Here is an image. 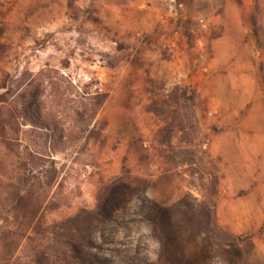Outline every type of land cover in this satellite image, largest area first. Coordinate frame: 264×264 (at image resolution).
Instances as JSON below:
<instances>
[{
  "label": "rangeland",
  "instance_id": "rangeland-1",
  "mask_svg": "<svg viewBox=\"0 0 264 264\" xmlns=\"http://www.w3.org/2000/svg\"><path fill=\"white\" fill-rule=\"evenodd\" d=\"M253 8L0 0V264H33L38 246L10 210L20 178L46 192L51 224L94 208L98 187L123 172L147 189L114 190L93 245L64 247L75 264H264V48ZM186 148L194 165L182 163Z\"/></svg>",
  "mask_w": 264,
  "mask_h": 264
},
{
  "label": "trees",
  "instance_id": "trees-1",
  "mask_svg": "<svg viewBox=\"0 0 264 264\" xmlns=\"http://www.w3.org/2000/svg\"><path fill=\"white\" fill-rule=\"evenodd\" d=\"M264 0H254L253 12L250 16V23L253 27L255 36L257 38V44L259 47L264 48V38L261 36L263 29L264 18ZM5 88V86H3ZM186 96L187 94L184 93ZM187 106L193 103L192 96L185 97ZM5 104L6 100L0 101V104ZM101 102L98 103V107H101ZM85 116L84 112H78L77 118L83 121ZM172 126H168L169 133L172 131ZM189 125L180 124L178 129L181 133H184L189 138ZM161 134V132H159ZM171 137L168 138L170 141ZM187 150V160L182 163L187 165H194L196 163V157ZM23 185L17 187V192L14 196H11V208L10 210L15 213L17 220L22 218L23 220V237L27 235L25 229H31L33 235L29 236V239L37 241L38 246L33 249V257L31 263L33 264H75L72 258L69 256L68 251L64 250L70 244H78L84 247H91V231L95 230L101 223L108 220L110 211L107 206L108 199L112 193L119 186L123 184L133 185L140 190L147 189V182L139 177L131 178L124 172L111 180L109 185L101 184L96 193V205L92 209L80 208L78 212L67 219L60 221H53L51 224L45 223L44 204L47 200L46 192L37 191L35 186L28 185V179L26 177L20 178ZM49 188V187H48ZM161 220H157V225L161 227ZM21 232L14 231L13 236L17 238L18 235H22ZM231 242L229 247L235 248L239 253L241 252L238 245L240 237L231 235ZM8 258L4 259L7 261Z\"/></svg>",
  "mask_w": 264,
  "mask_h": 264
}]
</instances>
